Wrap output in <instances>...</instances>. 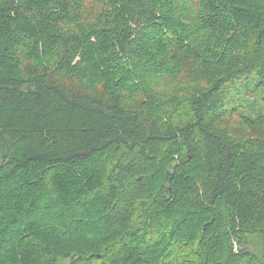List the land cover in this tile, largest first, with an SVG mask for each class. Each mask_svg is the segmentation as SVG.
Masks as SVG:
<instances>
[{
  "label": "trees",
  "instance_id": "1",
  "mask_svg": "<svg viewBox=\"0 0 264 264\" xmlns=\"http://www.w3.org/2000/svg\"><path fill=\"white\" fill-rule=\"evenodd\" d=\"M243 80L264 0H0V264H264Z\"/></svg>",
  "mask_w": 264,
  "mask_h": 264
},
{
  "label": "rangeland",
  "instance_id": "2",
  "mask_svg": "<svg viewBox=\"0 0 264 264\" xmlns=\"http://www.w3.org/2000/svg\"><path fill=\"white\" fill-rule=\"evenodd\" d=\"M239 87L240 96H237L235 92L231 93V96L238 99L242 105L238 108V113L234 112V118L238 120L240 118V111L248 114H252L264 111V98L261 97L260 93L254 90V86L246 87L245 80L237 81ZM242 98V99H241ZM236 248L238 247L235 241Z\"/></svg>",
  "mask_w": 264,
  "mask_h": 264
}]
</instances>
